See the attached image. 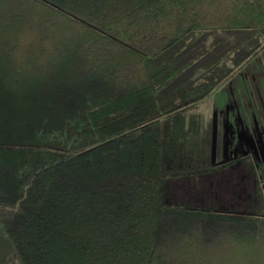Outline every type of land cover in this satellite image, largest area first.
Here are the masks:
<instances>
[{
  "label": "trees",
  "instance_id": "trees-1",
  "mask_svg": "<svg viewBox=\"0 0 264 264\" xmlns=\"http://www.w3.org/2000/svg\"><path fill=\"white\" fill-rule=\"evenodd\" d=\"M263 41L264 0H0V264H264V215L168 205L164 160Z\"/></svg>",
  "mask_w": 264,
  "mask_h": 264
},
{
  "label": "rangeland",
  "instance_id": "rangeland-1",
  "mask_svg": "<svg viewBox=\"0 0 264 264\" xmlns=\"http://www.w3.org/2000/svg\"><path fill=\"white\" fill-rule=\"evenodd\" d=\"M263 49L264 41L256 49V53L261 52ZM254 62L255 63L252 62L251 64L249 63L248 65H245V67L241 71L237 72L232 79L222 82L219 85V88L211 96L199 101L194 107L188 110L187 124L190 125V128L193 131L187 134L186 142L180 143L181 146L179 147V151L181 154L176 158V160H180L181 163L178 162L172 166V160L175 159V157H167L166 155L164 158L167 163L166 166L171 163L169 168L173 167V171H168V175H178L180 178L179 181L172 182V184L167 188L166 203L168 205H185L188 204L189 201H193L194 203V200L196 199L193 197L196 196V193L201 190L202 194H200L198 197H205L208 194L209 188L211 186L210 181H212L213 185V183L217 180L214 173H207L206 170L208 167H211L214 165V163H216H213L212 158L216 156L220 159L224 154L226 138L224 136V129L221 130V128H225L226 126L231 127L234 123H240L243 121V107L247 106V104L250 105L249 94L252 93L253 95L255 93L254 84L261 78L263 79L264 83L263 69L259 67L261 61L257 57L254 59ZM255 66L256 68L260 69L259 72L256 71L257 69ZM250 100L254 101V98L250 97ZM236 112L239 114H235ZM172 126L173 125L171 123H167L163 126V129L165 130L164 138L166 137V140H170L169 142L173 140L172 134L174 132L169 131L172 129ZM167 135L169 136L167 137ZM228 136L232 143L238 140V150L242 149L244 151V149L246 150L251 147V143L246 142L243 138H240L238 134L236 137H234L233 131H229ZM232 143H230L231 147L233 146ZM164 149L165 153L169 155L171 146L166 145ZM192 150H197L202 155H205V153L215 152V156L209 157V159L207 157H200V163L198 164L201 165L202 170L199 169L192 172L191 167L197 166L191 163L194 162V159L191 158ZM220 161L221 160H219V162ZM188 164L190 165L191 170L189 169L187 172L183 171L182 169L186 168ZM256 164L257 163L254 161L251 162L250 165H247V171L245 173L240 172L242 174L234 171V169H232V171L229 170L225 173H221V177L224 178L225 187L222 188L223 186H219L221 189L217 188V181L215 182V188L214 186H211V191L213 190L211 192L212 197L214 194H216L219 201V204L214 206L215 208L219 210L226 209L231 212L238 211L242 213H259L264 215V209H260V207L256 205L257 201L254 199V193L256 196L255 188L254 191H252L253 194L249 190H243L242 193L239 191L235 193L232 190L234 185L231 179L233 178L237 183L239 182V184H242L240 179L244 177L243 184L250 182V180H253L254 186L255 184L260 185L262 183L261 185L263 186L264 192V183L258 181L257 179L258 174ZM243 166L245 165L243 164ZM197 172L202 173H200V175H196L195 173ZM202 197L201 201L198 203L207 205L208 202L204 203L203 201L205 199ZM212 200L213 203L218 202L215 201L216 199ZM227 201H229V204Z\"/></svg>",
  "mask_w": 264,
  "mask_h": 264
},
{
  "label": "crops",
  "instance_id": "crops-1",
  "mask_svg": "<svg viewBox=\"0 0 264 264\" xmlns=\"http://www.w3.org/2000/svg\"><path fill=\"white\" fill-rule=\"evenodd\" d=\"M259 67L261 68V66ZM256 69H257L256 70L257 72L260 71L259 68H256ZM254 87H255V93L253 95L252 93L249 94L250 97L254 98V101H251L249 97L250 105L246 103L247 106L243 107V113H244L243 121L240 123H234L231 127L226 126L225 128H221V130L224 129V136L226 138L225 140L226 147L224 149V154L222 155V158L219 159V157H216L215 152L205 153V155H202L197 150H192L191 158L194 159V162H191V163H194L195 165H197V166H193L195 170L201 169V165L198 164L200 163V157H207L209 159V157L215 156L214 158H212L213 163L218 162L217 163L218 165L214 163V165L211 166L212 167L211 170L214 173L217 172L218 170L217 166H219L222 162H224L222 164H226L242 156H249L250 160L246 162L249 165L253 161L257 164L259 162H264V83H263V79L261 78L258 81H256V83L254 84ZM235 114H239V113L236 112ZM229 131L234 132V137H236L238 134L240 138H243L245 139L246 142L251 143V147L246 150L244 149V151L238 150L239 149L238 140L237 141L234 140L236 142L232 143L228 136ZM230 143L233 144L232 147L230 146ZM219 160L221 161L219 162ZM240 170H242V173H245L247 171V169H244V168H240ZM261 184H260V193L264 201L263 186Z\"/></svg>",
  "mask_w": 264,
  "mask_h": 264
},
{
  "label": "flooded vegetation",
  "instance_id": "flooded-vegetation-1",
  "mask_svg": "<svg viewBox=\"0 0 264 264\" xmlns=\"http://www.w3.org/2000/svg\"><path fill=\"white\" fill-rule=\"evenodd\" d=\"M240 151H242V149ZM249 160H250L249 156H242L240 158H236V160H233L231 162H228V163L231 164V165L229 164V167L228 168L225 167V165L227 163L226 164H222V163H224V162H222L219 166H217L218 167V170H217L216 173H214V172L211 171L210 173H214L216 175V178H217V180H216L217 181V188H220L219 186H223L222 188L225 187V185H224V178L221 177V173H225L226 171H229V170L232 171V169H234V171L240 173V172H242V170H240V168L247 169V165H249V164L246 163V162L249 161ZM259 163H261V162H259ZM243 164L245 166H243ZM258 164H256L257 174H258ZM240 174H242V173H240ZM231 180L234 182L233 184H235V185L236 184H239V182L237 183L233 178ZM243 180H244V177H242L240 179V181L242 183H243ZM238 186H240V185H238ZM251 187H252V190H253V188H255V190L257 189L256 188L257 187V184H255V186H254L253 185V180L252 181L250 180V182L246 183V186L245 187L241 188V193H242L243 190H245V191L246 190H249V189L251 190Z\"/></svg>",
  "mask_w": 264,
  "mask_h": 264
}]
</instances>
